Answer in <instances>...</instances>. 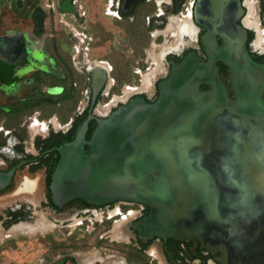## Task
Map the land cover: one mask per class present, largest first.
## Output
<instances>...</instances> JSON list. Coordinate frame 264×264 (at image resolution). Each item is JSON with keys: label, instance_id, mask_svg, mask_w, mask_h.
<instances>
[{"label": "flooded vegetation", "instance_id": "flooded-vegetation-1", "mask_svg": "<svg viewBox=\"0 0 264 264\" xmlns=\"http://www.w3.org/2000/svg\"><path fill=\"white\" fill-rule=\"evenodd\" d=\"M151 1L161 6L153 15L157 26L152 31V35L157 34L154 45L175 42L177 36L174 32H170L172 39L165 38L163 43L157 41L172 16L190 14L191 24L187 26L178 47L165 54L160 66L153 63L150 55L147 61L152 65L145 73H151V76L144 82L145 73L140 75L135 88H122L116 93L114 66L106 60L113 68L108 69L107 80L95 102L92 77L87 70L89 62L83 55L74 58L72 52L70 64L46 43L47 35H44L42 24L35 18L30 20L25 15L27 21L37 22V29L23 28L5 19L6 10L0 12V97L13 98L30 88L26 96L10 101L0 100V114L15 115L29 111L26 132L12 126L5 118L0 121V171L16 169L11 183L0 189V200L10 190L25 197L24 202L0 210V227L11 229L23 222L35 224L39 219H45L54 226L80 221L84 226H92V229L86 227L85 232H80V245L88 242L86 238L100 232L102 227L104 231L97 234L94 241L102 243L109 239L123 245L118 253L101 251L96 247L87 253L76 250L42 257L35 264H264V205L259 204L264 188L253 179L258 176L256 168L264 167V114L255 112L247 115L232 106L250 81L240 73L235 83L232 67L222 58L223 48L229 46V40L235 38L234 34L240 35L237 26L241 25L247 30L245 44L248 52L258 65L264 66V43L260 41V37H264V0H207L202 19L204 24L196 20L198 0H190L185 11L180 10V3L184 0L145 2ZM14 3L19 11L26 9L27 0H14ZM142 4L143 0H121L119 11L122 19L135 20L133 12ZM168 6H171L170 12L164 9H169ZM163 26L164 29H158ZM209 29L218 33L216 46L212 42L204 43L203 37ZM26 41L38 45L29 50L24 44ZM154 42L147 50L148 55ZM192 53L198 55V63L220 57L216 60L219 83L215 86L212 81H202L200 91L203 96L193 98L195 106L191 112L200 120L198 128L213 131L208 135L207 132L199 135L200 143L194 146L192 154L195 170L181 168L175 176L176 180L171 182L172 187L163 190L165 198L171 197L178 210L168 218L164 204L166 208L159 207L162 212L152 220V227L140 231L138 225L146 221L153 210L151 202L116 199L95 204L77 198L63 206L57 205L52 197L51 181L59 160L49 176L48 160L53 158L50 153L55 149H48V154H42L39 143L42 144L53 133L68 135L75 128L77 132L81 124L76 127V121L85 112L88 115L93 113L97 118L107 117L135 98H144L148 103L156 102L160 97L159 83L169 76L174 65ZM239 55L237 53L234 61L245 69ZM80 74L85 78L81 90L83 99L73 106L71 115L63 117L58 113L66 110L62 104L79 95ZM256 77L257 83L260 77L264 78V68ZM70 88H74V96L63 98ZM25 100H30L35 107L16 110ZM55 107L60 109L45 113ZM43 123L45 126H42ZM25 125L24 122L22 127ZM96 127L97 121L93 119L89 123L87 139L91 138ZM67 141L70 140L65 139L62 144ZM21 147L24 149L21 150ZM87 149L90 150V147L87 146ZM24 169L27 172L14 189L13 185ZM27 176L38 180L36 189L31 192V187L27 186L29 190L16 193ZM39 207L47 209L46 214L32 221L38 213L33 209ZM109 211L116 216H100L101 212ZM7 223L10 224L8 227Z\"/></svg>", "mask_w": 264, "mask_h": 264}, {"label": "water", "instance_id": "water-1", "mask_svg": "<svg viewBox=\"0 0 264 264\" xmlns=\"http://www.w3.org/2000/svg\"><path fill=\"white\" fill-rule=\"evenodd\" d=\"M206 4L207 0H198V23L204 24L202 19L205 17ZM61 7L64 11L74 10L71 0H61ZM238 30L240 35L234 34L235 38L229 40V46L223 48L222 58L232 67L235 83L240 73L250 83L232 106L247 115L255 112L263 115L264 78L260 77L258 83L255 78L263 71L264 66L258 65L248 52L245 44L247 30L241 25L237 26ZM217 35L218 33L209 29L203 37L205 45L207 41L218 45ZM24 44L29 50L38 45L31 41ZM237 53H240L245 69L234 61ZM218 58L220 57L216 56L209 62L198 63V55L189 54L181 63L174 65L169 76L159 83L160 97L154 103H148L144 98H135L107 117L97 118L90 113L77 129L75 137L56 147L60 158L51 181L55 203L63 206L77 198L95 204L116 199L151 202L153 210L148 219L138 225L140 231L152 227V220L157 213L162 212L159 207L166 208L164 204L167 206L165 216H172L178 209H175L176 205L171 197L165 198L163 190L172 187L171 182L176 180L175 176L181 168L195 170L192 154L194 146L200 143L199 135L213 132L198 128L200 120L193 115L191 109L195 106L193 98L200 99L203 96L200 91L202 81H212L215 86L219 83ZM107 65V61L88 63L93 102L107 80ZM54 91H58V88H54ZM93 119H96L97 127L91 138L87 139L89 123ZM15 170L14 167L9 171H0V189L11 183ZM256 171L258 176L253 179L263 189L264 167L259 166ZM262 192L259 204L263 206L264 190Z\"/></svg>", "mask_w": 264, "mask_h": 264}, {"label": "rangeland", "instance_id": "rangeland-1", "mask_svg": "<svg viewBox=\"0 0 264 264\" xmlns=\"http://www.w3.org/2000/svg\"><path fill=\"white\" fill-rule=\"evenodd\" d=\"M47 1L49 0H27L26 11H19L15 6L14 0H11L12 7L5 9L8 12V14L5 15V19L12 21L15 25L20 24L23 28L33 27L37 29V22L27 21L25 19V13L27 11L39 12V8L45 10L47 12V17L42 26L45 31L44 35H47L46 43L49 44L53 50H57L55 53L58 54L61 59H65L70 63L73 45L77 42V39L68 34L61 24L55 22L51 16L52 12L47 8ZM189 1L190 0H184L180 3L181 11L186 10ZM107 2L108 0H86L89 29L95 38L94 42L90 44L91 49L89 51V57L91 59L108 60L113 64L114 76L117 79L115 92L119 93L125 84H139L140 74L136 73L135 70L140 69L142 73H145L148 70L147 68L152 65L150 61H147V50L149 51L151 49L152 42H154L155 39V36L152 35V31L157 29L156 23L153 22V15L158 8L161 9V6H158L155 1L143 3L137 8L136 19L132 21L129 18L117 19L106 13ZM168 7L169 9L165 7L164 9L170 12L171 6ZM262 20L264 23V14L262 15ZM164 27L165 26H163V28L158 27V29H164ZM165 38L172 39V37H170V32L160 35L157 40L158 43H163ZM153 50L154 47L152 46L151 51ZM78 78L80 79V86L78 89L79 95H77V99L68 100L62 104L66 110L64 112L60 110L58 113L63 117L71 115L73 106L77 105L79 100L83 99L81 90L84 86L85 78L81 74ZM29 90L30 88L13 98H6L2 95L0 100H15L18 97L28 95ZM58 108L59 107H55L45 113H52L53 110L55 111ZM28 113V110L15 115L1 113L0 121L5 118L12 126H16L20 129L22 128V130L26 132L29 123ZM24 122L26 125L22 127ZM27 146L30 147L29 142ZM26 172L27 171L24 169L19 173L16 183L13 185L14 189L20 182L22 175ZM13 192V190H10L0 200V210L15 205L16 203L24 202V196L17 195ZM33 210H37L38 213L32 221L38 219L42 214H46L47 209L39 207ZM20 224L38 226L51 225L52 223H49L45 219H39L35 224L30 222H23ZM7 230H10V228L4 230L3 235L0 236V264H35L42 257H52L58 253L76 250L87 253L92 252L96 247L101 251L117 253L119 250L123 249V245L113 243L109 241V239H106L102 243L94 241V237L102 233L104 227L101 228L100 232L98 231L90 234V236L86 238L88 242L83 243V245H80V232L82 231L76 230L69 235V228H61V225L54 226L53 224L47 231L42 232L38 230L34 233H7Z\"/></svg>", "mask_w": 264, "mask_h": 264}, {"label": "built area", "instance_id": "built-area-1", "mask_svg": "<svg viewBox=\"0 0 264 264\" xmlns=\"http://www.w3.org/2000/svg\"><path fill=\"white\" fill-rule=\"evenodd\" d=\"M74 5L73 11H64L61 9V0H49L47 1V8L52 12V18L58 24L65 29V31L75 37L77 42L73 45V56L77 58L79 55H83L89 63L94 61H106L103 59H91L89 57V51L91 49L90 44L94 42V35L90 32L88 24V10L86 0H71ZM121 0H109L106 4V13L114 18L122 19L120 14ZM150 53L148 58H150ZM108 62V61H107ZM107 67L112 70L113 66L108 62ZM136 73L143 75L140 69L135 70ZM114 80V78H112ZM137 87V84H125L123 88ZM42 126H45L44 123ZM115 213L101 212L100 216L113 217Z\"/></svg>", "mask_w": 264, "mask_h": 264}, {"label": "bare ground", "instance_id": "bare-ground-1", "mask_svg": "<svg viewBox=\"0 0 264 264\" xmlns=\"http://www.w3.org/2000/svg\"><path fill=\"white\" fill-rule=\"evenodd\" d=\"M191 24V16L190 14H186L184 15V17H179L178 16H172L169 22V25L167 26V28L162 32V33H166V32H174L177 36L175 42L173 44H168V43H164L161 45H154L155 42L153 43V47L154 50L150 51V54L153 58V63L157 64V66H160L159 64L161 63V60H163L162 58L165 56V54L169 51H173L174 49H176L179 45V43L181 42V38L183 37V35L186 32V28L187 26ZM156 33V32H155ZM155 33L153 34L154 36ZM159 33V32H158ZM260 41L262 43H264V37H260ZM157 47L159 48V51H157ZM157 49V50H156ZM151 76V73H145L143 75V81L145 82L147 79H149ZM151 82V81H150ZM37 183L38 180L37 179H32L30 177H26L23 182L19 185L16 193H21L23 191H26L27 186L31 187V192L34 191L37 187ZM29 190V189H27ZM53 226V224L51 225H31V224H18L15 225L14 227H12L10 230H7V233H18V232H27V233H34L35 231H47V229L51 228ZM4 230L2 229V227H0V236L3 235Z\"/></svg>", "mask_w": 264, "mask_h": 264}, {"label": "trees", "instance_id": "trees-1", "mask_svg": "<svg viewBox=\"0 0 264 264\" xmlns=\"http://www.w3.org/2000/svg\"><path fill=\"white\" fill-rule=\"evenodd\" d=\"M146 0H143V3H145ZM39 12H36L34 14L35 19L43 24L46 17H47V12L45 10H43L42 8L38 9ZM136 9L133 13H137ZM123 15L125 17H128V14L123 12ZM74 96V88H70L68 93L63 97V98H69V97H73ZM35 106L30 102V100H25L22 101L21 104L18 106V108L16 110H20L23 111L25 109H29V108H34ZM88 116V112H85L83 115H80V118H78V120L76 121V127L78 124H82V122L84 121V119ZM92 124V123H91ZM75 132H76V128L74 130H72L68 135H64L62 133H53L52 136L48 137L47 139H45L42 144L39 143V147L42 150V154H48L47 150L48 149H55L53 150V152H51L50 154L52 155V159H49L48 161L50 162V168H49V176L51 175V172L54 168V166L56 165V162L59 160L60 155L58 154V150L56 149V147H58L59 145L62 144L63 140L68 139L71 140L74 138L75 136ZM90 136V132L88 134V137ZM21 150H23L24 148L21 147ZM57 154V155H56ZM10 224L7 223L6 226L8 227Z\"/></svg>", "mask_w": 264, "mask_h": 264}, {"label": "crops", "instance_id": "crops-1", "mask_svg": "<svg viewBox=\"0 0 264 264\" xmlns=\"http://www.w3.org/2000/svg\"><path fill=\"white\" fill-rule=\"evenodd\" d=\"M11 0H1L0 1V12L2 11V9H8V8H10L11 7V3L12 2H10ZM109 1V0H108ZM9 3V4H8ZM10 5V6H9ZM61 9H62V7H61ZM49 10V9H48ZM14 13V12H13ZM25 15L27 16L28 15V17H29V19L30 20H32V19H34L35 17H34V14L33 13H31V14H27V13H25ZM25 16V17H26ZM29 19H28V21H29ZM118 19V18H117ZM46 20V19H45ZM45 22V21H44ZM18 25H20V24H18ZM155 35H157L156 33H155ZM72 52H73V49H72ZM69 228V232H68V234L69 235H71L74 231H76V230H80V231H82V232H85V229H86V227H88L89 229H92V226L90 225H88V226H84L82 223H80V221H78V222H73V223H69V224H67V225H61V228ZM60 230V229H59Z\"/></svg>", "mask_w": 264, "mask_h": 264}]
</instances>
